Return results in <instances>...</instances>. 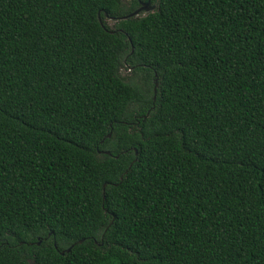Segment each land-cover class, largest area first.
I'll return each mask as SVG.
<instances>
[{"label": "trees", "instance_id": "obj_1", "mask_svg": "<svg viewBox=\"0 0 264 264\" xmlns=\"http://www.w3.org/2000/svg\"><path fill=\"white\" fill-rule=\"evenodd\" d=\"M152 2L0 0V264H264V0Z\"/></svg>", "mask_w": 264, "mask_h": 264}, {"label": "water", "instance_id": "obj_2", "mask_svg": "<svg viewBox=\"0 0 264 264\" xmlns=\"http://www.w3.org/2000/svg\"><path fill=\"white\" fill-rule=\"evenodd\" d=\"M139 2H140V7H139L138 9H136L135 11H133V12L130 13V14H127V15L121 17V19H128L129 17L138 16V15H139L140 13H142V12H145V13L152 12V11H154V10L156 9V7H157V5L154 4V3L152 2V0H146V1H144V0H139ZM157 87H158V82H157V80H156V81H155V94H156V92H157ZM110 135H111V134H110ZM108 153H109V152H108ZM81 242H83V240H80V241H79V243H81ZM40 243H41V240H39V241L37 242V244H40ZM55 246H56V244H55ZM72 247H73V246H72ZM72 247H70V248H68V249H66V250H64V251H62L61 253H62V254H65L66 252H70L71 249H72Z\"/></svg>", "mask_w": 264, "mask_h": 264}, {"label": "rangeland", "instance_id": "obj_3", "mask_svg": "<svg viewBox=\"0 0 264 264\" xmlns=\"http://www.w3.org/2000/svg\"><path fill=\"white\" fill-rule=\"evenodd\" d=\"M143 15L144 14H146L145 12L144 13H142ZM107 23L111 26V27H113L114 26V24H115V21L114 20H107ZM122 72L126 75V74H128V73H130V69L129 70H125V69H122Z\"/></svg>", "mask_w": 264, "mask_h": 264}]
</instances>
